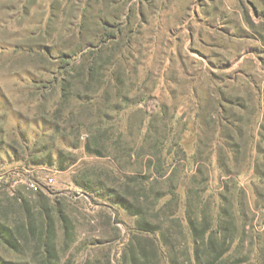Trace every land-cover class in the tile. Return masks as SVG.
Here are the masks:
<instances>
[{
  "label": "rangeland",
  "instance_id": "1",
  "mask_svg": "<svg viewBox=\"0 0 264 264\" xmlns=\"http://www.w3.org/2000/svg\"><path fill=\"white\" fill-rule=\"evenodd\" d=\"M0 129V210L39 182L75 225L61 259L119 264L133 218L105 188L150 176L223 200L224 264H264V0H0Z\"/></svg>",
  "mask_w": 264,
  "mask_h": 264
},
{
  "label": "trees",
  "instance_id": "2",
  "mask_svg": "<svg viewBox=\"0 0 264 264\" xmlns=\"http://www.w3.org/2000/svg\"><path fill=\"white\" fill-rule=\"evenodd\" d=\"M3 134L2 130L0 136ZM18 137L26 141L23 132H18ZM159 176L163 177V172ZM130 186V194H120V187L105 188L112 203L133 218L119 264H178L176 236L182 238L184 246L179 254L188 264H224L223 257L230 245L229 232H233L235 224L231 227L223 200L215 206L214 213L209 197L202 194L204 190L198 192L188 187L180 201L174 188L163 192L150 176H134L121 184L123 189ZM19 191L23 192L11 197L5 212L0 210V240L15 253L31 252L38 264H75L69 257L60 256L77 240L75 225L65 207L51 203L41 190ZM58 229L62 236L60 245ZM172 229L176 236L172 235ZM95 262L96 257H88L84 264ZM0 264L29 263L0 259Z\"/></svg>",
  "mask_w": 264,
  "mask_h": 264
},
{
  "label": "built area",
  "instance_id": "3",
  "mask_svg": "<svg viewBox=\"0 0 264 264\" xmlns=\"http://www.w3.org/2000/svg\"><path fill=\"white\" fill-rule=\"evenodd\" d=\"M0 177H2V176H0ZM18 181H20V182H18ZM12 183H14V184L15 183H22L24 186H26L27 189L32 190V191L33 190L37 191V190L41 189L40 183L35 181V180H31V179H29V180H22V178L15 179V180L12 181Z\"/></svg>",
  "mask_w": 264,
  "mask_h": 264
}]
</instances>
